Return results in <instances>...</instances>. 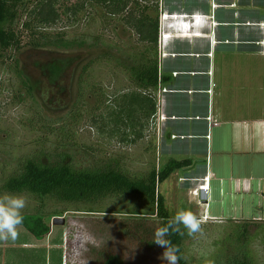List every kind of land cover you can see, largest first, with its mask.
Masks as SVG:
<instances>
[{
	"label": "rangeland",
	"instance_id": "374dc122",
	"mask_svg": "<svg viewBox=\"0 0 264 264\" xmlns=\"http://www.w3.org/2000/svg\"><path fill=\"white\" fill-rule=\"evenodd\" d=\"M197 1L159 0V58L186 50L181 41L190 35L203 37L196 31L199 16L190 19L179 15L193 10L199 5ZM235 1L236 5L229 7L239 10L240 14L224 15L223 18L237 23L222 30L224 38L237 28L242 41H258L260 31L252 30L246 35V26L238 23H245L246 16L264 13V0ZM20 14L12 28L20 34L21 47L9 48L0 58V188L19 159L33 154L51 159L63 154L77 169L104 167L115 160L134 176L146 175L154 166L162 170V164L158 167L159 156L152 139L153 124L150 126L149 120H145V128L139 125L136 130L142 136L135 138L130 134L131 128L120 122L116 124L112 114L122 105V96L136 89L127 65L131 64L132 55L139 60L143 49L139 36L126 20L109 15L99 6L88 7L77 18L63 16L45 30L53 39L61 35L63 42L34 47L30 44V30L23 26L27 13L23 10ZM151 14L155 15L152 11ZM5 26L9 27V23ZM60 60L67 65L54 84L40 65ZM90 61L93 63L89 72L83 73V67ZM174 63L168 62L165 66L173 70ZM167 86L162 88L165 94L172 90ZM211 89L213 93L215 85ZM101 92L103 106L96 112L94 108L98 106ZM160 94L161 91L158 99ZM159 117L160 113L157 123ZM172 179L160 183L159 192L163 193L166 206L174 216L182 208L184 199L173 189ZM20 195L27 197L23 213L42 214L50 224L52 245H41L38 249L22 247L23 242L35 241L22 226L18 239L8 241V248L0 251V257L5 256L0 258V264H101L108 253L117 254L125 264H162L158 259L162 249L152 243L161 219L156 215L131 213L136 203H140L137 198L113 196L79 205L47 199L42 206L29 195ZM258 203L252 214L261 219L206 220L198 210L184 208L204 220L203 234L187 237L184 242L185 254L191 263L264 264V212ZM243 204L239 194L231 206L227 201L225 216L232 217L234 210L236 217L252 218L247 208L241 211ZM89 207L94 211L83 210ZM56 217L64 218L65 223L52 225ZM247 253L249 259L244 258Z\"/></svg>",
	"mask_w": 264,
	"mask_h": 264
},
{
	"label": "crops",
	"instance_id": "0c3cea01",
	"mask_svg": "<svg viewBox=\"0 0 264 264\" xmlns=\"http://www.w3.org/2000/svg\"><path fill=\"white\" fill-rule=\"evenodd\" d=\"M197 2L199 5L193 10L179 15L190 19L199 16L196 31L203 37L190 35L181 41L186 50L159 58L160 75L168 80L160 85L161 117L152 133L158 167L162 164L164 168L170 159L192 161L191 166L176 170L168 179L173 178V189L183 196L180 207L198 210L201 218L261 219L255 218L252 210L259 202L258 208L264 212V13L246 16L245 23H238L246 26V35L252 30L260 31L258 41H242L237 28L227 38L222 32L237 24L231 18H223L240 14L229 7L236 5L235 0ZM168 62H175L173 70L165 66ZM213 85L216 90L209 93ZM166 86L172 89L167 94L162 92ZM210 113L217 116L221 125L209 142L206 117ZM208 184L209 196L199 204L194 191ZM238 194L244 203L241 211L247 208L252 218L236 217L234 210L232 217L225 216V203L228 201L231 206ZM51 232L42 239L30 232L35 241L23 242L22 247H49ZM8 246V241H0V251Z\"/></svg>",
	"mask_w": 264,
	"mask_h": 264
},
{
	"label": "trees",
	"instance_id": "16d2710c",
	"mask_svg": "<svg viewBox=\"0 0 264 264\" xmlns=\"http://www.w3.org/2000/svg\"><path fill=\"white\" fill-rule=\"evenodd\" d=\"M71 1L0 0V58L4 57L9 48L21 47L20 34L12 28V24L20 18L23 10L27 13L23 26L30 30L32 35L30 44L34 47L63 42L61 35L53 39L45 30L56 25L63 16L77 18L79 13L88 7L99 6L109 15L126 20L127 25L139 36L143 49L140 59L137 60L136 56L132 55L131 64L127 65L136 89L122 96V105L119 104V110L113 111L112 114L115 115L113 118L116 124L120 122L125 127L131 128L130 134L139 138L142 135L136 130L139 125L143 126L145 120H149L150 126L151 124L153 127L156 126L160 85L168 80L167 77L160 75L159 0H77L73 4ZM31 3L32 7L28 8ZM151 11L155 15H152ZM7 23L9 27L6 28ZM92 63V61L86 63L83 73L89 72ZM66 65L65 61L60 60L42 64L40 67L42 72L56 84L60 72ZM80 80L83 82L85 79L83 80L82 77ZM103 94L101 92L98 96V106L94 108L96 112L103 106V97L101 98ZM124 139L127 140V136ZM62 156L63 154L52 159L36 154L22 157L12 168L11 174L3 179L0 194L4 192L26 194L42 206L47 199L79 205L113 196L137 198L140 203H136L137 207L131 213L156 215L161 219L160 226H162L173 215L166 206L164 196L159 192V184L176 170L192 165L190 160L170 159L162 170L154 166L146 175L134 176L121 165L118 166L119 162L115 160L104 167L89 166L77 169L71 161H66L65 156ZM83 210L94 211L92 207ZM23 217L22 226L36 238L42 239L51 232V226L42 214L23 213ZM187 237H189L187 234L170 237L173 244L180 248L179 264H193L184 250ZM244 258L249 259L250 254L247 253ZM101 264H125V262L117 254L108 253Z\"/></svg>",
	"mask_w": 264,
	"mask_h": 264
},
{
	"label": "clouds",
	"instance_id": "9594fccd",
	"mask_svg": "<svg viewBox=\"0 0 264 264\" xmlns=\"http://www.w3.org/2000/svg\"><path fill=\"white\" fill-rule=\"evenodd\" d=\"M27 207V197L4 192L0 194V241H15L19 228L23 225V209ZM155 219V217H152ZM204 220L190 209L179 208L174 216L155 229L152 243L162 249L158 259L162 264H179L180 248L173 244V235L195 237L203 234Z\"/></svg>",
	"mask_w": 264,
	"mask_h": 264
},
{
	"label": "built area",
	"instance_id": "2783aa9c",
	"mask_svg": "<svg viewBox=\"0 0 264 264\" xmlns=\"http://www.w3.org/2000/svg\"><path fill=\"white\" fill-rule=\"evenodd\" d=\"M196 17V15L194 16ZM209 93H212V89H210L208 91ZM160 119V117L158 118V120ZM206 120L208 121V134L206 135L207 140L210 142L213 134L215 133V130L220 127L221 122L219 121V119L217 118V116L214 113H210L207 117ZM208 180V178L206 179ZM210 189V185H206V186H202L200 188V190H195L194 194L196 196H198V202L199 204L201 203H205L208 196H209V190Z\"/></svg>",
	"mask_w": 264,
	"mask_h": 264
},
{
	"label": "water",
	"instance_id": "95a60500",
	"mask_svg": "<svg viewBox=\"0 0 264 264\" xmlns=\"http://www.w3.org/2000/svg\"><path fill=\"white\" fill-rule=\"evenodd\" d=\"M52 225H62L65 223V219L62 217H56L53 219Z\"/></svg>",
	"mask_w": 264,
	"mask_h": 264
},
{
	"label": "bare ground",
	"instance_id": "6f19581e",
	"mask_svg": "<svg viewBox=\"0 0 264 264\" xmlns=\"http://www.w3.org/2000/svg\"><path fill=\"white\" fill-rule=\"evenodd\" d=\"M197 17V16H196ZM197 20H199V19H197Z\"/></svg>",
	"mask_w": 264,
	"mask_h": 264
}]
</instances>
